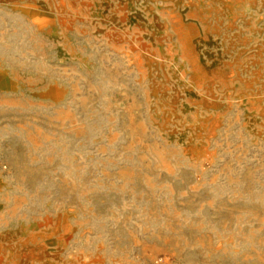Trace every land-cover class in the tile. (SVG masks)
<instances>
[{
    "label": "rangeland",
    "instance_id": "rangeland-1",
    "mask_svg": "<svg viewBox=\"0 0 264 264\" xmlns=\"http://www.w3.org/2000/svg\"><path fill=\"white\" fill-rule=\"evenodd\" d=\"M0 160V264H264V0H0Z\"/></svg>",
    "mask_w": 264,
    "mask_h": 264
},
{
    "label": "bare ground",
    "instance_id": "bare-ground-1",
    "mask_svg": "<svg viewBox=\"0 0 264 264\" xmlns=\"http://www.w3.org/2000/svg\"><path fill=\"white\" fill-rule=\"evenodd\" d=\"M184 43V42H183ZM191 45H186V50H187V55L185 58H187L188 56L191 57L192 55L190 54V47H188ZM189 57L187 58V61L189 60ZM190 61V60H189ZM206 63H203V61L201 62H197V61H190L188 62V65L191 67L192 73H193V80L194 81H198V80H202L207 78V76L209 75V73L211 72V67L213 68V70H217L220 71L221 68L219 65H217L216 63L210 67H208V70H206V67L204 66ZM200 69H203L202 72H199Z\"/></svg>",
    "mask_w": 264,
    "mask_h": 264
},
{
    "label": "built area",
    "instance_id": "built-area-1",
    "mask_svg": "<svg viewBox=\"0 0 264 264\" xmlns=\"http://www.w3.org/2000/svg\"><path fill=\"white\" fill-rule=\"evenodd\" d=\"M8 169V166L0 160V172H6ZM155 264H170L168 258L161 256L157 258L155 261Z\"/></svg>",
    "mask_w": 264,
    "mask_h": 264
}]
</instances>
